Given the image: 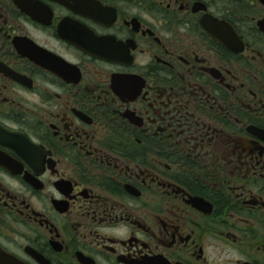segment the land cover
Listing matches in <instances>:
<instances>
[{"label":"flooded vegetation","instance_id":"af4514ba","mask_svg":"<svg viewBox=\"0 0 264 264\" xmlns=\"http://www.w3.org/2000/svg\"><path fill=\"white\" fill-rule=\"evenodd\" d=\"M0 264H264V0H0Z\"/></svg>","mask_w":264,"mask_h":264}]
</instances>
